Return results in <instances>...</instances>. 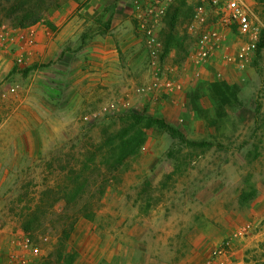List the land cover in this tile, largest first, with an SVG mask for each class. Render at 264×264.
Listing matches in <instances>:
<instances>
[{
  "label": "rangeland",
  "instance_id": "rangeland-1",
  "mask_svg": "<svg viewBox=\"0 0 264 264\" xmlns=\"http://www.w3.org/2000/svg\"><path fill=\"white\" fill-rule=\"evenodd\" d=\"M244 1L252 56L236 57L248 39L231 26L204 66L187 31L199 0H68L33 26L0 25V264L22 233L42 247L37 264L57 248L70 264H210L225 239L223 264H264V0ZM132 114L195 144L142 126L109 173Z\"/></svg>",
  "mask_w": 264,
  "mask_h": 264
},
{
  "label": "built area",
  "instance_id": "built-area-1",
  "mask_svg": "<svg viewBox=\"0 0 264 264\" xmlns=\"http://www.w3.org/2000/svg\"><path fill=\"white\" fill-rule=\"evenodd\" d=\"M212 15L219 18L218 22L210 24L209 19ZM231 26H235L238 33L248 39L240 46L236 57L242 60L251 57L259 28L250 6L244 0H199L187 25V31L195 36L192 61L199 66L209 64L218 50L223 48V38ZM148 33H150L149 30ZM0 36H2L1 33ZM224 49L223 57L227 61L236 58L228 52L227 45ZM17 61L22 62V58L19 57ZM164 85L170 87L171 82L166 81ZM42 241H47V237L44 236ZM230 245L231 240L225 239L216 246L212 252L210 264H223ZM42 253L41 245L34 242L28 234L22 233L17 241L11 244L5 264H37Z\"/></svg>",
  "mask_w": 264,
  "mask_h": 264
},
{
  "label": "trees",
  "instance_id": "trees-1",
  "mask_svg": "<svg viewBox=\"0 0 264 264\" xmlns=\"http://www.w3.org/2000/svg\"><path fill=\"white\" fill-rule=\"evenodd\" d=\"M67 1L68 0H0V25L8 23L12 27L20 28L33 26L44 21L48 11L59 8ZM72 1L80 2L82 0ZM261 47L262 45H260L259 49H261ZM129 119L131 120L129 127L121 129L120 132L117 131L115 144L111 145L105 154L110 162L107 166V172L109 173L116 170L121 163L139 150L140 144L143 141L142 132L139 131V128L142 126L145 128L157 127L166 131L171 137L181 142L188 145L195 144L194 141L187 140L181 131L167 124L163 119L138 114L130 115ZM83 186L80 183L78 187H73L68 194H70L72 198H76V195H79L80 191H83ZM102 192L103 191H101V193ZM38 211L39 209H35L25 215V229H31L32 226L35 227L39 225V220L35 216ZM32 215L34 216L32 217ZM74 222L75 219L62 227V238H67L69 236V232L73 229ZM63 253L64 248H57L54 253L55 258L52 257V259L46 260L43 264H70L72 262V257L64 259L65 256H63Z\"/></svg>",
  "mask_w": 264,
  "mask_h": 264
}]
</instances>
